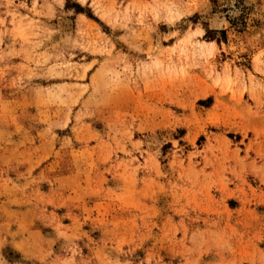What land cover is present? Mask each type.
<instances>
[{
	"label": "rangeland",
	"instance_id": "1",
	"mask_svg": "<svg viewBox=\"0 0 264 264\" xmlns=\"http://www.w3.org/2000/svg\"><path fill=\"white\" fill-rule=\"evenodd\" d=\"M0 264H264V0H0Z\"/></svg>",
	"mask_w": 264,
	"mask_h": 264
},
{
	"label": "trees",
	"instance_id": "2",
	"mask_svg": "<svg viewBox=\"0 0 264 264\" xmlns=\"http://www.w3.org/2000/svg\"><path fill=\"white\" fill-rule=\"evenodd\" d=\"M206 35H208V32L206 33Z\"/></svg>",
	"mask_w": 264,
	"mask_h": 264
}]
</instances>
